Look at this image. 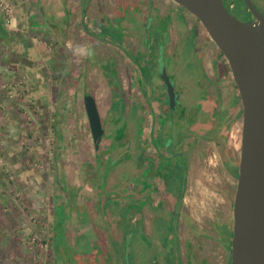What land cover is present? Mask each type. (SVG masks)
Instances as JSON below:
<instances>
[{
	"label": "rangeland",
	"instance_id": "374dc122",
	"mask_svg": "<svg viewBox=\"0 0 264 264\" xmlns=\"http://www.w3.org/2000/svg\"><path fill=\"white\" fill-rule=\"evenodd\" d=\"M148 1L115 0L106 4L103 0H25L18 4L0 0V264H102L97 239L102 242L104 232L115 259L122 257L126 247L123 256L132 264H181L174 225L177 213L158 215L152 230L147 232L140 220L137 225L129 223L131 207L135 208L136 202L128 199L121 203L118 198L136 185L135 180H142L141 175L146 179L148 171L143 168H148L151 159L142 156L141 147L126 156L125 148L115 157V150L109 154L95 150L83 104L85 95L96 97L98 110L106 121L105 135L113 129L112 138L137 127L141 108L134 102L125 108L122 101L128 100L114 91L118 79L114 60L107 57L112 52L105 44L126 47L123 43L128 45L133 33L152 35L156 29L146 23V18L150 21ZM252 1L259 8L264 6V0ZM225 2L233 15L243 19V0ZM57 7L61 11L57 12ZM172 13L169 10L164 18L168 20ZM105 40L108 43L103 44ZM185 47V51L191 50L190 43ZM146 48L143 55H137L143 62H149L153 49L148 45ZM124 52L131 55L128 50ZM183 62L174 65L178 69L175 75L181 100L189 95L190 102L186 104L202 110L206 104L205 79L197 56L192 55L189 61L193 68L190 72ZM166 65L171 71V60ZM150 67L142 68L146 81L150 76L156 80L157 70ZM98 74L105 81L96 79ZM183 84L188 91H184ZM124 85L127 87L126 81ZM110 102L111 121L106 112ZM185 130L179 128L178 133ZM213 131L216 134V130L210 134ZM203 133L207 134V130ZM240 133L238 125L233 126L225 156L238 159ZM108 144V140L103 141V148ZM202 146L201 155L195 152L196 162H191L185 216L195 218L209 236L201 240L203 251L214 247L215 263L220 264L225 252L219 230L225 231L223 224L231 226L235 180L229 181L219 148L212 143ZM168 149L167 157L152 177L164 181L162 192L172 197L171 201L179 202L187 165L174 154L175 147ZM105 160L111 161L104 167ZM225 164L235 171L236 177L237 166L229 160ZM97 167H101L100 171ZM109 173L110 180L103 183ZM86 176L89 179L84 180ZM63 188L75 191L71 200L63 197ZM108 211L112 213L110 219ZM113 215L118 217L117 223L112 220ZM88 232L94 236L93 240L87 239L90 249L78 245L81 233ZM226 248L230 254L229 244Z\"/></svg>",
	"mask_w": 264,
	"mask_h": 264
},
{
	"label": "flooded vegetation",
	"instance_id": "af4514ba",
	"mask_svg": "<svg viewBox=\"0 0 264 264\" xmlns=\"http://www.w3.org/2000/svg\"><path fill=\"white\" fill-rule=\"evenodd\" d=\"M114 1L115 0H103V3L110 4ZM148 2L151 6L149 9H147L150 21H148V18H146V23H148V25H150L152 28L156 29L151 36L145 37V34L141 33V31L138 30L139 34H131L128 45L123 43L126 47H118L117 44L108 43L107 40L103 41V44L108 43L105 44V46L109 47L112 52L111 56L107 57L114 60L113 69L118 79V86L114 88V91L116 90L118 93H120V95H123L127 98L128 101H122L123 105H125V108H127V105L132 102L138 104V106L141 108V114L139 113L141 117L140 119L137 118V124L135 123L137 127H135L133 130L134 136H136L137 139L136 143H139V145L138 147H136L135 145L136 148L134 146H130L131 141L124 137V134L127 132L123 133V135L121 136H115V138H112V129L111 131H108L107 135H105V128L107 130L105 124L106 121L101 115L99 109L98 111L101 117V121H103L102 126L104 128V137L102 136L101 138L99 148L96 149L94 147V149L99 150L100 153L102 151L106 152V154H109V152L115 149L118 153L127 148L126 152L128 153H124L126 156V154L133 155L137 150H139V147H141L142 149L140 151L142 156H147V158L149 157L151 159V164L148 165V168H143L144 170L147 169L148 171L146 179H143L144 176L141 175L140 177H143L142 180H135L136 185L128 187V189L124 193H120L118 197L121 203H123L124 200L128 199L129 202L130 199L131 201H133V203L136 202V207H131L133 212L130 211L132 213V216L129 218V223H131L132 225H137V222L140 220L141 227L149 232L150 230H152V226L154 225L153 221L158 215H162L163 213L167 214V212H170L174 215L177 213L175 215L176 217L174 225L177 246L181 253V264H216L214 254L212 253V248L214 249V247H210L206 252L203 251L204 249L202 247L201 240L207 239L209 236H206V234L201 230L202 228L200 227V224L197 223L198 221H196L195 218L185 216V196L186 191L189 188L188 176L191 169V162H196L197 159H195V154L197 153L200 156L201 150L203 148L202 145H204L205 143H211L210 138L201 136V134H203V130L206 129L207 133L210 130L212 131L214 128L213 119L216 120V116L220 115L219 117H222L223 140L221 144L219 143V145L215 147H218L220 150L219 152H221L222 154V164L226 171V175L229 178V181L232 182V180H235L234 188H232L234 197L238 172L237 176L235 177V171L230 167L225 166V160H229V162L232 165L237 166V168L238 161L235 157L231 158L229 156H225L224 154L226 150L225 148H227V139L233 126L238 125V127L241 129L240 138L242 136V103L226 58L218 49L216 44L211 40L210 36L198 20V18L174 0H150ZM222 2L228 9L225 0H222ZM251 2L258 12H262L264 6L259 8L254 5L252 0ZM169 10L173 13L167 20L164 17ZM228 11L230 12L229 9ZM249 18L254 17L246 5L243 19H237L244 21ZM188 43L191 44V50L185 51V46ZM132 45L137 46L135 48H131ZM146 45H148L149 48H153L148 57L149 62H143L142 58L138 59L139 57H137V55H139L140 53H142V55L145 53V50L147 49ZM195 48H197V50ZM125 50L130 51L131 55H128V52L125 53ZM192 55L197 56V64L199 70L202 73L203 78L205 79V82L203 84V100L207 105L204 104L202 110L207 109V113H203L201 108H197L192 104L191 106H188L186 102H190V97H188L189 95L186 96V99L181 100V93L177 89V80L175 73L178 72V69L176 67L177 65L182 64V61H184L185 66H189L187 67V69L190 72V70L193 69L192 63L189 62L192 59ZM134 57H136L137 60H135ZM168 60H171L172 63L170 69L171 71H169L166 67ZM147 65L151 66L150 69L154 67V71L157 70L155 71L156 80H151L152 78L150 76L151 81H146L147 76L142 68L146 67ZM174 65H176V67ZM163 67L165 68L168 76L170 77V82L173 85L174 98L172 101L168 100L167 88L164 84V81L160 78L161 69ZM104 74L108 75L109 72H105ZM107 75H105V77ZM98 77H100L101 80H104L101 74H98ZM172 77L175 78V81L172 79ZM124 81L127 82V87H125ZM182 86L184 87L185 92L189 90L188 86H185L184 84ZM109 90L111 92L112 88H109ZM146 92H148V94H146ZM91 95L94 97L96 102L95 96L93 94ZM211 99L214 100L211 101ZM97 108L99 107L97 106ZM192 110L194 111L193 113ZM196 116L198 117L194 118L193 122L197 121L199 124H201V126H203L201 128H198V130L201 132H198V130L196 129L192 130L191 128L189 129L188 127L184 126V122H187V124L190 125L192 121L191 119H193L192 117ZM139 125L140 127H138ZM112 128L114 127L112 126ZM179 128L183 131L184 129H186L185 132H182L184 134V137L183 134L178 133ZM195 130L198 133H196ZM137 131L138 133L136 134ZM205 135L208 136V134ZM193 137H197V139L194 138V140H192ZM156 139L157 142H155ZM105 140H108L109 142L106 149L103 148V141ZM124 141H126L125 145ZM92 143L94 145L93 140ZM118 143L119 145L121 144V146L117 147ZM172 147H175V149L173 150L174 154L178 155L180 159H184V162H186L187 165L186 181L184 182V189L182 195L180 196L179 202L171 201L172 197L169 198L165 192H162L163 186L165 185L164 181L160 180L157 176L155 179H153L152 177V173L155 171V169H158L159 164L167 157V150H169L168 148L171 149ZM115 155L117 154L115 153L114 157ZM181 155L185 156L182 157ZM112 159L113 158H111V160ZM111 160H105V164H103L104 167L106 163H109ZM101 167H97L96 169L100 171ZM88 177L84 180L89 179ZM91 177L93 178L94 176ZM110 178L111 174L109 173L106 175V178H104L103 183H107ZM94 185H96V183H94ZM65 189L66 188H63V197L65 199L71 200L70 198L72 197V194L75 193V191L74 193H72V191ZM57 210L60 212H64V209L62 208L61 211L60 207H57ZM108 214L110 219L112 213L108 211ZM112 218V220L117 223L118 217L116 215H113ZM222 226H225L227 229H225L224 232H222L221 229L219 230V240L222 239L224 246L220 243L219 244L225 252L224 259L220 264H230L231 238H228V231L226 230L232 229L231 226L227 224H223ZM104 233L102 242L101 238L99 239L98 237L97 239L98 251L101 250L100 262L102 264H132L129 259L126 260V257H124L126 256V247L122 252V257L120 256L119 259H115V255L110 254V251L112 249L109 251L110 242L107 241L108 239L104 238ZM86 234L88 236L81 233V236H79L78 238V245L82 246L83 248H88L87 239L93 240L92 238L94 237L89 232ZM81 239L86 240L84 242H80ZM213 241L217 243L216 238L213 239ZM227 244H229L230 247V254L226 248ZM72 245L75 246V242H72Z\"/></svg>",
	"mask_w": 264,
	"mask_h": 264
},
{
	"label": "water",
	"instance_id": "95a60500",
	"mask_svg": "<svg viewBox=\"0 0 264 264\" xmlns=\"http://www.w3.org/2000/svg\"><path fill=\"white\" fill-rule=\"evenodd\" d=\"M174 1L198 18L226 58L243 107L230 264H264V7L258 12L251 0H244L254 18L241 21L222 0ZM160 78L172 101L174 89L164 67ZM83 104L98 149L104 128L94 97L85 95Z\"/></svg>",
	"mask_w": 264,
	"mask_h": 264
},
{
	"label": "crops",
	"instance_id": "0c3cea01",
	"mask_svg": "<svg viewBox=\"0 0 264 264\" xmlns=\"http://www.w3.org/2000/svg\"><path fill=\"white\" fill-rule=\"evenodd\" d=\"M12 1H15L16 3H23L22 1H25V0H12ZM48 1H51V0H48ZM52 1H57V0H52ZM65 1V0H64ZM56 11V10H55ZM58 11H61L58 7H57V12ZM51 12V11H50ZM52 12H54V11H52ZM1 21L2 20H0V32H3V28H2V24H1ZM96 79H98V80H101L100 79V77H97ZM131 86V85H130ZM109 90V89H108ZM110 91V90H109ZM110 95H111V92H110ZM127 95H129V94H127ZM114 96H112L111 95V100H112V98H113ZM96 98V97H95ZM125 99H127L126 97H124ZM115 98H113V100H114ZM212 100H214V99H211V101ZM124 101V100H123ZM96 102L98 103V101L96 100ZM113 102V101H112ZM112 102H110V104H109V106L107 107V110H106V112L108 113V116L110 115V121H111V118H112V116H111V113L109 112V110L111 109V107H112V105H113V103ZM123 103V102H122ZM193 109V108H192ZM211 110V109H210ZM209 110V111H210ZM194 111L192 110V113H193ZM219 113V112H218ZM220 115H217L216 117V120H214L213 118V126H214V128H213V130H216V134L214 133V131H213V134H210L211 133V130L210 131H208V136H206L204 133L203 134H201L202 136H204L205 138H210L211 139V143L214 145V146H218L219 145V143L221 144V142H222V140H223V138H221L222 136H223V134H222V117H219ZM198 116H196V117H192L193 119H191L192 121H191V124L190 125H188L187 124V122H184V126L185 127H188L189 129L191 128L192 130L193 129H196V130H198V128H201V127H203V126H201V124H199L197 121H195V122H193V120H194V118H197ZM111 123V122H110ZM197 124V125H196ZM187 128V129H188ZM133 130H134V128H133ZM199 131V130H198ZM201 132V131H200ZM123 135V134H122ZM128 136V137H127ZM211 136V137H210ZM124 137H126L127 139H129V141H131V145L130 146H134L135 147V145H136V147H137V144L139 145V143H136L137 142V139H136V136H134V133H133V131H130V133H129V131L126 133V134H124ZM201 137V136H200ZM194 138L195 137H193L192 138V140H194ZM126 144V141H124V145ZM123 145V144H122ZM119 146H121V144L119 145V143H118V146L117 147H119ZM135 147V148H136ZM115 151H116V149H115ZM116 154H117V151L115 152ZM114 153V154H115Z\"/></svg>",
	"mask_w": 264,
	"mask_h": 264
},
{
	"label": "trees",
	"instance_id": "16d2710c",
	"mask_svg": "<svg viewBox=\"0 0 264 264\" xmlns=\"http://www.w3.org/2000/svg\"><path fill=\"white\" fill-rule=\"evenodd\" d=\"M245 4V3H244ZM1 24H2V22H1ZM225 229H227V228H225ZM226 231H228L227 232V234H228V238H231V236H232V230H226Z\"/></svg>",
	"mask_w": 264,
	"mask_h": 264
},
{
	"label": "built area",
	"instance_id": "2783aa9c",
	"mask_svg": "<svg viewBox=\"0 0 264 264\" xmlns=\"http://www.w3.org/2000/svg\"><path fill=\"white\" fill-rule=\"evenodd\" d=\"M8 12H11L10 10L6 9Z\"/></svg>",
	"mask_w": 264,
	"mask_h": 264
}]
</instances>
